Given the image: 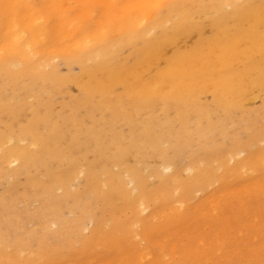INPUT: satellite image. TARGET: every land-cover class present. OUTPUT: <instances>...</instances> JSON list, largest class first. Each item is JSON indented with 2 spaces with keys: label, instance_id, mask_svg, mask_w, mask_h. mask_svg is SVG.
Instances as JSON below:
<instances>
[{
  "label": "bare ground",
  "instance_id": "obj_1",
  "mask_svg": "<svg viewBox=\"0 0 264 264\" xmlns=\"http://www.w3.org/2000/svg\"><path fill=\"white\" fill-rule=\"evenodd\" d=\"M1 127L69 245L6 237L4 190L0 264H264V0H0Z\"/></svg>",
  "mask_w": 264,
  "mask_h": 264
},
{
  "label": "rangeland",
  "instance_id": "obj_2",
  "mask_svg": "<svg viewBox=\"0 0 264 264\" xmlns=\"http://www.w3.org/2000/svg\"><path fill=\"white\" fill-rule=\"evenodd\" d=\"M206 34H208V32H206ZM193 36L194 37H192V38L195 39V35H193ZM192 38H191V40H187V43L185 42L186 43L185 45H188L189 42L192 41ZM124 48H123V50L125 51V53L127 51H129V47H124ZM124 51H122L123 52V56H124ZM127 54L128 53H126L125 56ZM58 61H60V60H58ZM62 62L64 63V61L62 60L60 62V64ZM63 63L61 64V67L60 66L58 67V70L60 68H61V70L63 69L64 72L67 70L65 73H62L63 70L62 71L59 70V72H61V74H64L65 75V74H67L68 69L67 68H63ZM57 64L60 65L59 63H57ZM65 66L67 67V65H65ZM73 66H72L73 71L74 70H75L74 72L78 71L77 66L76 65H75L76 67L75 66L73 67ZM71 88L72 89L74 88L72 86V84H70V88H69L68 91H62L61 92V94L59 95V97H61V98H59V99L61 100L62 97H64L65 95L68 96V92L69 91L71 92V94L74 91L73 92L74 95H76L78 93L75 88H74L75 90L73 89V91H71L72 90ZM121 91H122L121 90V87L116 89V92H118V93H120ZM65 92H67V93H65ZM75 92H76V94H75ZM63 93H65V94L63 95ZM258 105H259V102H256V104L254 103V104H252L250 106L248 105L249 106L248 108L258 107ZM24 112H25L26 118H27L30 115V113L28 112L27 109H25ZM65 112L67 113V109L65 110ZM111 112L113 114H116L114 111H111ZM2 116L5 119V116L4 115H2ZM107 117H111L110 112L107 114ZM123 125H124V129H126V127H125L126 124H123ZM2 129H3V127L0 128V130H2ZM221 152H222V150H220V153ZM220 153L217 152V151H215V150H212V151H209V152H207L205 154H202V153L199 154L198 155V158L215 159L216 157L219 156ZM153 160L155 161L156 159L154 158ZM151 161H152V159H151ZM186 161H187V159H185V158L184 159H181L180 158L179 159V164L182 166V165H184L186 163ZM103 164H104L105 167L108 166V163H106L105 161L102 160V161H99V162L96 163L97 168L98 167L99 168L100 167H103ZM138 166H140V164H138ZM63 167L64 166H55L53 168V170H52L53 173L51 172V174L47 178L50 181H52L53 179L56 180L57 178L64 177L66 173H64L62 175H59L60 173H63L65 171H67V168H65V167L63 168ZM181 172H182V175H181ZM183 172L185 173V171L183 169H181L180 171H178V173L182 177L184 176L183 175L184 174ZM42 174H43V171H40L39 170L38 173H36L34 176H31V177H34L37 180L38 179L39 180H42ZM20 176H22V177H20ZM27 179H28V176L25 175L23 172L17 174L15 177H8V176L5 175V176H3V179L2 180L0 179V193L3 192L4 190H7L5 192V196L8 197V202H7L8 206L5 208L4 213L5 212L11 213V215L9 216V219H10V224H9V228H8L9 233L6 235V237L9 236L11 239L18 238L20 240L25 241L26 244L30 245L31 247H36L38 242H41L42 244H47V246H49V247H52V246H55V245H58L59 246L61 244L64 245V246H68L69 245V244H67L68 236L66 235V233H69V232H63L61 235L60 234L53 235L51 232H49L46 229L48 221L54 220V218H55L54 216L55 215H54V213H49V211H47L48 206H44L43 207L42 205H40V202L31 193L30 186L32 187V185H31V182L29 180H27ZM45 180H47V179H45ZM152 180H154V178ZM88 187H89V184L86 187H82L79 190V192L73 194L72 197L75 196V195H79V196H89V197H91L92 196L91 195L92 193H91L90 190H88ZM198 195H200V194L197 193L196 196H198ZM14 197H15L14 202H12V200H13ZM196 199H197V197L193 198V200H196ZM35 203H37V204H35ZM257 203L258 202H253L252 205H251V208H254L257 205ZM259 203H261V202H259ZM89 205L91 206V212H93V211H94V213L96 212V214L99 217L100 216H102L103 218H107L108 217L107 216L108 215V211H106L105 209H103V208L94 209L92 207V204H89ZM237 206H238L237 203H234L233 204V209L235 210V207L237 208ZM0 210H1V205H0ZM40 210L42 211V213L39 212ZM99 210H100V212H98ZM105 214H106V216H105ZM62 215L69 217L68 216V209L67 208H63L62 209ZM222 215L224 216V214H222ZM221 219L222 218H220L217 221L218 224H221ZM214 221H215V219H214ZM49 225L52 227L51 223H49ZM237 225L239 226V222H238ZM192 226H193V229L195 230L196 233L201 232L204 229V226H203L202 222H200V221H197V222L193 223ZM102 254H103V257H102ZM117 255H118L117 251L115 249H111L110 251H105V252H102V253H100L98 255H94V256H95L96 259L97 258H100L101 259V258H105V257H111V258L113 257V258H116ZM213 260L216 261V258L213 257ZM227 264H230V262H227ZM234 264H238V262H235Z\"/></svg>",
  "mask_w": 264,
  "mask_h": 264
}]
</instances>
